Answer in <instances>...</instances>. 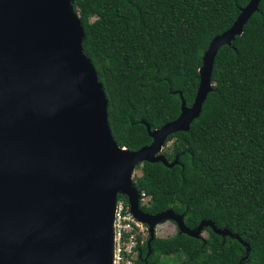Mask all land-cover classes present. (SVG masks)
Returning a JSON list of instances; mask_svg holds the SVG:
<instances>
[{
	"label": "trees",
	"instance_id": "trees-1",
	"mask_svg": "<svg viewBox=\"0 0 264 264\" xmlns=\"http://www.w3.org/2000/svg\"><path fill=\"white\" fill-rule=\"evenodd\" d=\"M249 0H74L82 50L108 101V124L120 148L137 151L190 107L210 42L228 30ZM200 116L170 135L162 163H141L137 192L156 215L172 210L193 230L212 222L204 238L178 231L140 245L135 264H264V0L232 47L217 53ZM127 202V198L119 195ZM146 259V262H143Z\"/></svg>",
	"mask_w": 264,
	"mask_h": 264
},
{
	"label": "water",
	"instance_id": "water-1",
	"mask_svg": "<svg viewBox=\"0 0 264 264\" xmlns=\"http://www.w3.org/2000/svg\"><path fill=\"white\" fill-rule=\"evenodd\" d=\"M261 1L249 0L208 45L193 104L179 92L178 118L155 130L141 122L152 142L130 151L112 137L74 0H0V264H112L119 195L147 227L148 255L165 221L192 238L210 228L239 239L210 221L189 230L172 210L144 212L132 174L144 162L178 165L160 154L167 138L200 116L218 51L232 47Z\"/></svg>",
	"mask_w": 264,
	"mask_h": 264
},
{
	"label": "built area",
	"instance_id": "built-area-1",
	"mask_svg": "<svg viewBox=\"0 0 264 264\" xmlns=\"http://www.w3.org/2000/svg\"><path fill=\"white\" fill-rule=\"evenodd\" d=\"M139 206L147 207L150 198L140 193ZM112 264H135L140 257V245L146 240L147 227L137 221L130 213L128 201L117 200L113 220Z\"/></svg>",
	"mask_w": 264,
	"mask_h": 264
},
{
	"label": "rangeland",
	"instance_id": "rangeland-1",
	"mask_svg": "<svg viewBox=\"0 0 264 264\" xmlns=\"http://www.w3.org/2000/svg\"><path fill=\"white\" fill-rule=\"evenodd\" d=\"M76 15L78 16L77 13ZM171 144L172 142H169L167 143V145L163 146L160 154L164 155L165 151L167 150L169 146H171ZM137 174L139 175L140 172L136 170L133 171L132 178L134 177V175H137ZM177 231H178L177 226L171 221H165L156 226V236L159 238H166V237L173 236ZM201 236L204 238L206 236V233L203 232ZM161 261L164 264H178L179 263L178 260H175L174 258H171V257L162 259ZM143 262L145 263V259H143Z\"/></svg>",
	"mask_w": 264,
	"mask_h": 264
},
{
	"label": "bare ground",
	"instance_id": "bare-ground-1",
	"mask_svg": "<svg viewBox=\"0 0 264 264\" xmlns=\"http://www.w3.org/2000/svg\"><path fill=\"white\" fill-rule=\"evenodd\" d=\"M126 152V151H125Z\"/></svg>",
	"mask_w": 264,
	"mask_h": 264
}]
</instances>
